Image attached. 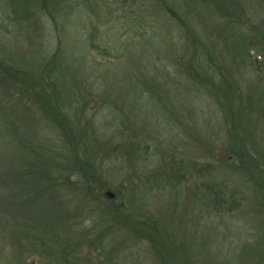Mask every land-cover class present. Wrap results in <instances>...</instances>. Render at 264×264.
<instances>
[{
  "label": "trees",
  "instance_id": "1",
  "mask_svg": "<svg viewBox=\"0 0 264 264\" xmlns=\"http://www.w3.org/2000/svg\"><path fill=\"white\" fill-rule=\"evenodd\" d=\"M46 1L22 0V11L17 7L19 2L11 3L18 25L35 24L31 9L40 5L55 33L54 42L48 47L50 53L39 57L38 51H34L23 66L1 59L4 54L0 53V76L11 85L10 90L21 105L31 107L32 103L44 121V129L53 135L52 142H43L48 146L47 152L37 153V160L43 167L60 168L59 161L64 159L71 173L78 177L74 186L80 188L73 187L66 177H60L66 182L52 184L61 191H75L72 223L79 224L86 216L96 217L106 223L99 237L106 232L125 231L127 236L133 235L136 241L152 246L157 264H179L163 251L168 235L163 234L166 231L161 219L149 210L148 199L141 197V188L151 196L157 185L168 193V187L183 189L187 182L197 183L192 191L196 200L214 214H229L241 208L243 198L238 194L245 196V186H239L248 179L256 190V203L264 205V148L260 145L264 136L259 137L258 133L264 124V0H258L262 16L252 12L253 0H49L51 5ZM72 12L76 18L82 16V28L87 33L86 44L79 47L82 56L87 54L95 60L88 69L83 63L74 69V59L69 62L73 57L62 47L58 23L68 19L75 22ZM92 12L97 21L85 20L84 16ZM126 54L129 64L122 62ZM159 55L172 62L160 68L166 72L163 84L155 60ZM97 58L104 61L98 63ZM113 59L121 61L120 65L116 64V70L105 69ZM121 70L125 71L123 79ZM158 80L160 86L166 87L163 94L172 92L177 104L175 113L166 114L163 121L177 118V124L182 118L189 120V116H183L187 109L184 100L194 104L193 99L201 93L210 98L217 112L221 109L227 132L225 154L201 165L170 159L171 169L166 175L141 179L137 186L130 183L127 195L118 189L114 197H109L105 190L112 186L109 181H114L118 170L122 174L128 169L130 176V171H137L141 164L152 160L155 148H159L155 133L138 126L144 119L142 104L161 100L152 87L154 82L159 84ZM113 86L130 88L132 101L138 107L131 106L134 110L128 108L129 113L127 109L115 112L110 96L115 94ZM145 87L152 92L148 93ZM91 105L110 109L106 113L94 110L86 117L84 113L89 112ZM236 181L238 187L229 191V182ZM82 194H86V207L82 206ZM54 224L49 221L44 236L36 240L41 253L57 264H83L81 248L91 246L95 225L85 227L80 240L67 251L68 246L60 243ZM21 233L26 235L24 229ZM12 252L15 258L22 257L16 247ZM251 260L252 264H264V250Z\"/></svg>",
  "mask_w": 264,
  "mask_h": 264
},
{
  "label": "rangeland",
  "instance_id": "2",
  "mask_svg": "<svg viewBox=\"0 0 264 264\" xmlns=\"http://www.w3.org/2000/svg\"><path fill=\"white\" fill-rule=\"evenodd\" d=\"M14 1L19 2L17 7L22 11V0ZM46 3L51 5L49 0ZM253 7L252 12L262 16L258 0H253ZM49 10L54 12L51 8ZM31 11L34 13L35 19L32 22L35 24L18 25V16L14 13L11 0H0V53L4 54L1 59H9L12 63L20 62L23 66V62L26 59L29 61L34 51H38L39 57L50 53L48 47L54 42L55 36L52 21L38 4H35ZM74 12L77 13L76 10ZM75 13L73 14L76 18ZM94 13L84 16L85 20L97 21ZM80 16L79 14L75 22L68 19L61 21V25L58 23V32L63 49L69 57H73L69 62L74 59V69L81 63L88 69L95 60L87 57V54L82 56L83 52L79 48L80 45L86 44L87 37L82 28L83 18ZM127 54L122 62L128 61L129 64L130 57ZM155 60H158V77L163 84L162 76H166V72L160 68L172 62L169 57L163 55H159ZM96 61L102 63L104 60L97 58ZM258 61H261V58H258ZM120 63L121 61L113 59L112 62L106 63L105 69L116 70V64ZM133 68L137 73V68ZM169 69L172 70V67ZM122 73L123 79L125 71ZM4 80L3 75L0 76V264H57L46 253H41L36 241L44 236L45 226L49 221L55 223L59 241L68 246L67 251L80 240L79 236L85 227L91 228L95 225L92 228L91 246L81 245L83 264H157L152 246L147 242L136 241L133 235L127 236L125 231L106 232L99 237L101 229L106 228L105 221L100 222L96 217L90 219L86 216L79 224L72 223L70 217L76 206L75 191L68 189L62 192L52 184H62L65 179L60 177H66L75 187L74 183L78 184V177L71 173L64 159L59 161L60 168L43 167V163L37 160V153L47 152L48 146L43 142H52L53 135H49L44 129V121L32 103L31 107L26 105L27 101L24 103L26 106L21 105L14 95L15 92L10 90L11 85L9 87ZM160 82H154L152 87L156 97H161V100L157 103L142 104L144 119L143 123L138 125L142 130L155 133L159 148H155L152 160L148 161L152 162L151 164H141L142 167L137 171H130V176H127L128 169V172L125 170L122 174L118 170L114 181H109L112 186L105 190L109 197H114L118 189L127 195L130 183L137 186L141 179H157L166 175L171 169L170 159L183 161L184 164L194 161L201 165L211 158H221L225 154L227 132L223 125L221 109L217 112L216 106H211L210 98L201 93L199 98L193 99L194 104L184 100L187 109H184L186 112L183 111V116H189V120L182 118V122L177 120V124H174L177 118L163 121L162 118L166 114L172 115L177 104L172 92L163 94L166 87L160 86ZM112 88L115 94L110 96L115 112L121 113L128 108L134 110L131 106L138 107L132 101L130 88ZM145 89L148 93L152 92L149 87ZM93 107L91 105L89 112L84 113L86 117L91 111L106 113L110 109L103 105L100 108ZM129 110L126 112L129 113ZM195 117L201 120L193 121ZM258 133L259 137L264 136V124ZM260 145L264 148V139H261ZM209 151L212 152L210 155ZM243 182L244 185L239 187L245 186V196L238 194V197L243 198L241 208L229 214H214L203 202L196 200L192 191L197 183L187 182L183 189L168 187V193L157 185L151 190V196L141 188V197L148 199L149 210L161 219L166 231L163 234L168 235L163 249L167 258L179 264H252V256L264 250V205L259 206L256 203V190L251 181L247 179ZM229 185V191L238 187L237 181L229 182ZM81 200L83 207L88 206L86 194L81 195ZM22 229L26 235L21 233ZM14 247L20 250L22 257L15 258L12 252Z\"/></svg>",
  "mask_w": 264,
  "mask_h": 264
}]
</instances>
